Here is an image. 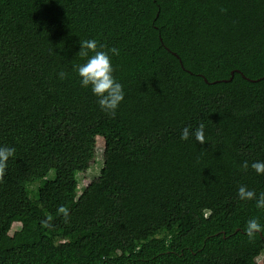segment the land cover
I'll list each match as a JSON object with an SVG mask.
<instances>
[{
	"label": "trees",
	"instance_id": "1",
	"mask_svg": "<svg viewBox=\"0 0 264 264\" xmlns=\"http://www.w3.org/2000/svg\"><path fill=\"white\" fill-rule=\"evenodd\" d=\"M88 39L120 50L115 116ZM0 146V264H264L238 197L264 192V0H0Z\"/></svg>",
	"mask_w": 264,
	"mask_h": 264
},
{
	"label": "clouds",
	"instance_id": "2",
	"mask_svg": "<svg viewBox=\"0 0 264 264\" xmlns=\"http://www.w3.org/2000/svg\"><path fill=\"white\" fill-rule=\"evenodd\" d=\"M79 54L86 60L82 64L74 65V71L79 77V83L82 88H90L92 94L97 98V103L102 112L115 116L117 109L125 99V91L121 82L115 76V67L113 57L120 54V50L115 46H107L99 43L95 39L80 41ZM89 53H92L89 55ZM60 79H64L66 74L63 71L58 73ZM194 138L197 143L206 142L205 129L201 124L196 128L186 126L180 134L181 140ZM16 149L9 146H0V177L3 176L10 157H13ZM249 165L245 162L244 167ZM251 168L257 175H264V161H254ZM238 197L240 200H255L258 209H264V192L257 195L254 190L248 189L246 185H240L238 188ZM264 230L258 219L252 218L246 222L245 232L249 239ZM260 262V261H258Z\"/></svg>",
	"mask_w": 264,
	"mask_h": 264
},
{
	"label": "rangeland",
	"instance_id": "3",
	"mask_svg": "<svg viewBox=\"0 0 264 264\" xmlns=\"http://www.w3.org/2000/svg\"><path fill=\"white\" fill-rule=\"evenodd\" d=\"M100 144H101V142H98V144H97V147H98V148L100 147ZM88 174H89V173H88ZM88 174L86 175L87 178L83 180L84 183L89 182L90 179H91L90 176L96 174L95 169L91 170V171H90V174H89V175H88ZM83 186H84V185H83ZM83 186H82V185H79V186H78V191H81V189H82L81 187H83ZM14 240L17 241L16 236L14 237ZM259 260H263V258L261 257ZM260 262H261V261H260ZM260 262H259V263H260Z\"/></svg>",
	"mask_w": 264,
	"mask_h": 264
},
{
	"label": "water",
	"instance_id": "4",
	"mask_svg": "<svg viewBox=\"0 0 264 264\" xmlns=\"http://www.w3.org/2000/svg\"><path fill=\"white\" fill-rule=\"evenodd\" d=\"M232 76H233V71L231 72V77H230V80L232 79Z\"/></svg>",
	"mask_w": 264,
	"mask_h": 264
}]
</instances>
